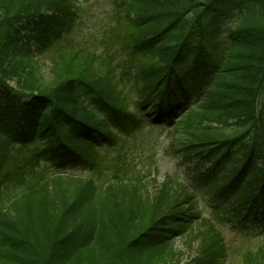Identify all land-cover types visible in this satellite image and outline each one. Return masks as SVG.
Here are the masks:
<instances>
[{
  "label": "trees",
  "instance_id": "obj_1",
  "mask_svg": "<svg viewBox=\"0 0 264 264\" xmlns=\"http://www.w3.org/2000/svg\"><path fill=\"white\" fill-rule=\"evenodd\" d=\"M112 1L92 50L77 0H0V264H264V0ZM165 126L194 188L122 138Z\"/></svg>",
  "mask_w": 264,
  "mask_h": 264
},
{
  "label": "rangeland",
  "instance_id": "obj_2",
  "mask_svg": "<svg viewBox=\"0 0 264 264\" xmlns=\"http://www.w3.org/2000/svg\"><path fill=\"white\" fill-rule=\"evenodd\" d=\"M78 10V31L77 38L85 42L84 44L90 49L101 48L99 44L93 40V38L100 39L104 34L106 24L109 22V16L112 12L113 1L112 0H77ZM238 11H231L228 16L221 19L222 27V39L226 38V30L229 27H234L237 22ZM223 46L222 48H224ZM44 60L38 58V70L43 78L44 82L51 80V64L48 58L43 57ZM15 87V83H12ZM122 138L130 140L133 144L130 150L133 151L134 156L137 157L139 162H148L149 166H152L153 178L158 182H164L166 177L178 178L188 183L194 188L192 175L195 172L197 163L183 165L182 160L179 156L174 155L170 152L169 148L172 143L173 135L170 128L162 129H146V131L139 134L136 140L133 137L123 135ZM138 164V162H137ZM205 170V169H204ZM203 170V172H204ZM67 175L77 177H87L90 175L89 171L83 167H69L68 169L61 171ZM155 189V185L151 184V190ZM200 206L205 208V216L207 218L212 217L210 202L211 196L208 194L199 195ZM215 203V201H214ZM219 229L224 234L227 244L230 246L234 245V241L237 240L239 243L241 240L240 230L236 231L231 224L225 222ZM260 234L254 238L255 243L259 242ZM258 239V240H257ZM175 250L185 253L183 258L185 261H189L192 255L195 253L193 250H189L183 241H176Z\"/></svg>",
  "mask_w": 264,
  "mask_h": 264
}]
</instances>
